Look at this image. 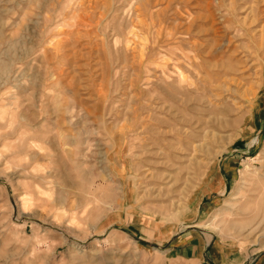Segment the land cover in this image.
<instances>
[{
	"label": "rangeland",
	"instance_id": "1",
	"mask_svg": "<svg viewBox=\"0 0 264 264\" xmlns=\"http://www.w3.org/2000/svg\"><path fill=\"white\" fill-rule=\"evenodd\" d=\"M0 264H264V0H0Z\"/></svg>",
	"mask_w": 264,
	"mask_h": 264
},
{
	"label": "bare ground",
	"instance_id": "2",
	"mask_svg": "<svg viewBox=\"0 0 264 264\" xmlns=\"http://www.w3.org/2000/svg\"><path fill=\"white\" fill-rule=\"evenodd\" d=\"M261 187V186H260ZM262 194H263V192H262ZM83 204V203H82Z\"/></svg>",
	"mask_w": 264,
	"mask_h": 264
}]
</instances>
